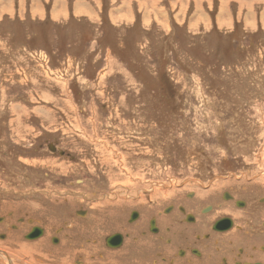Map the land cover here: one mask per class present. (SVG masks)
Returning a JSON list of instances; mask_svg holds the SVG:
<instances>
[{
    "label": "rangeland",
    "instance_id": "rangeland-1",
    "mask_svg": "<svg viewBox=\"0 0 264 264\" xmlns=\"http://www.w3.org/2000/svg\"><path fill=\"white\" fill-rule=\"evenodd\" d=\"M199 181L264 184V0H0V213Z\"/></svg>",
    "mask_w": 264,
    "mask_h": 264
},
{
    "label": "flooded vegetation",
    "instance_id": "flooded-vegetation-1",
    "mask_svg": "<svg viewBox=\"0 0 264 264\" xmlns=\"http://www.w3.org/2000/svg\"><path fill=\"white\" fill-rule=\"evenodd\" d=\"M57 147L46 146L74 158ZM251 183L169 187L119 211L108 202H100L97 212L61 211L51 202L23 215L8 209L0 213V242L18 252L22 240L21 257L48 242L57 249L52 264L66 258L69 264H264V184Z\"/></svg>",
    "mask_w": 264,
    "mask_h": 264
}]
</instances>
